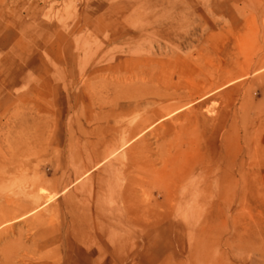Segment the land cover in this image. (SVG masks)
Returning <instances> with one entry per match:
<instances>
[{
    "label": "rangeland",
    "instance_id": "1",
    "mask_svg": "<svg viewBox=\"0 0 264 264\" xmlns=\"http://www.w3.org/2000/svg\"><path fill=\"white\" fill-rule=\"evenodd\" d=\"M261 61L264 0H0V148L31 133L93 141L144 119L125 148L158 177L161 142L182 152L181 173L223 159L254 174L243 196L213 203L201 239L230 238L221 263L264 264ZM157 186L145 196L160 201Z\"/></svg>",
    "mask_w": 264,
    "mask_h": 264
},
{
    "label": "bare ground",
    "instance_id": "2",
    "mask_svg": "<svg viewBox=\"0 0 264 264\" xmlns=\"http://www.w3.org/2000/svg\"><path fill=\"white\" fill-rule=\"evenodd\" d=\"M145 126L144 119L115 122L93 141L35 133L4 138L0 264H177L170 259L178 256L189 264H224L215 252L230 238L203 242L205 219L213 203L243 196L237 188L254 182V174L223 159L181 173L182 152L161 142L156 161L166 176L158 177L153 162L125 148ZM153 181L160 201L145 196Z\"/></svg>",
    "mask_w": 264,
    "mask_h": 264
}]
</instances>
